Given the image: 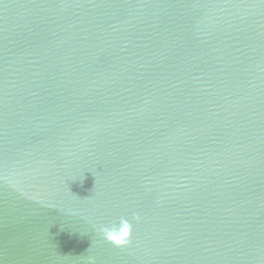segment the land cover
Listing matches in <instances>:
<instances>
[{
	"label": "water",
	"instance_id": "water-1",
	"mask_svg": "<svg viewBox=\"0 0 264 264\" xmlns=\"http://www.w3.org/2000/svg\"><path fill=\"white\" fill-rule=\"evenodd\" d=\"M0 264H264V0H0Z\"/></svg>",
	"mask_w": 264,
	"mask_h": 264
},
{
	"label": "clouds",
	"instance_id": "clouds-1",
	"mask_svg": "<svg viewBox=\"0 0 264 264\" xmlns=\"http://www.w3.org/2000/svg\"><path fill=\"white\" fill-rule=\"evenodd\" d=\"M133 219L140 220L138 213L133 214ZM97 231L103 238L116 247H125L131 243L132 223L129 219L121 217L119 222H113L110 225H99Z\"/></svg>",
	"mask_w": 264,
	"mask_h": 264
}]
</instances>
